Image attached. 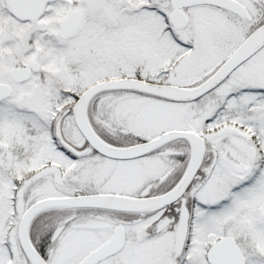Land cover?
<instances>
[{"label": "snow or ice", "instance_id": "snow-or-ice-1", "mask_svg": "<svg viewBox=\"0 0 264 264\" xmlns=\"http://www.w3.org/2000/svg\"><path fill=\"white\" fill-rule=\"evenodd\" d=\"M0 264H264V0H0Z\"/></svg>", "mask_w": 264, "mask_h": 264}]
</instances>
